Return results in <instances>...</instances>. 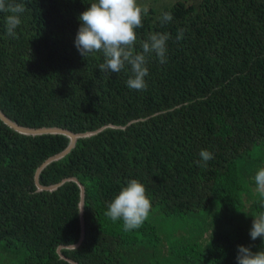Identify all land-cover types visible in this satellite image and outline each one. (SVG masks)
<instances>
[{
  "label": "trees",
  "instance_id": "1",
  "mask_svg": "<svg viewBox=\"0 0 264 264\" xmlns=\"http://www.w3.org/2000/svg\"><path fill=\"white\" fill-rule=\"evenodd\" d=\"M93 2L8 0L26 8L15 37L0 12V112L21 127L99 130L37 174L42 187L73 178L83 189L80 243L60 254L76 264H237L238 246L264 248L249 235L264 212L254 180L264 168V0H137L148 12L134 51L170 36L166 63L146 57L144 91L127 86L130 66L104 73L102 53L77 51L79 16ZM66 144L0 121V264H69L56 249L78 239L79 189L37 191L33 180ZM201 150L214 158L204 164ZM132 179L152 208L125 231L105 213Z\"/></svg>",
  "mask_w": 264,
  "mask_h": 264
},
{
  "label": "clouds",
  "instance_id": "2",
  "mask_svg": "<svg viewBox=\"0 0 264 264\" xmlns=\"http://www.w3.org/2000/svg\"><path fill=\"white\" fill-rule=\"evenodd\" d=\"M25 11L24 4L0 0V12L11 13L5 18L6 35L15 37V30L21 23L20 14ZM147 12V6L139 5L137 0H96L79 16L81 26L74 40L77 51L84 58L102 53L103 63L98 68L104 73H119L126 65L130 66L132 75L126 82L127 86L132 90H146L145 77L149 75L146 57L155 53L161 64L166 63L167 41L170 38L168 33L152 34L147 41L142 42V52L134 51L137 42L135 29L143 26V16ZM160 19L162 23H168L173 20V16L164 12ZM183 38L184 30L180 29L177 40ZM199 155L204 164L214 158L207 150H201ZM254 180L255 191L264 198V168L256 172ZM151 208L145 186L132 179L109 203L105 215L113 222L122 221L124 230L131 231L143 225ZM249 235L252 241L259 238L264 242V212L253 219ZM251 249L252 246H238L237 264H264V248L256 252Z\"/></svg>",
  "mask_w": 264,
  "mask_h": 264
},
{
  "label": "water",
  "instance_id": "3",
  "mask_svg": "<svg viewBox=\"0 0 264 264\" xmlns=\"http://www.w3.org/2000/svg\"><path fill=\"white\" fill-rule=\"evenodd\" d=\"M0 121L6 126L8 127L9 129H11V131L19 134V135H29V136H39V135H62L64 136L66 139H67V144H66V147L61 151L59 152L58 154H55V155H52L48 158H46L44 161H42L39 166L34 170V177H33V180H34V185L36 187V190L37 191H43V190H46V191H52L54 190L56 187H58L60 184H62L63 182H67V181H71L73 183H75L79 189V199L77 201V204H76V208H77V221H78V229H79V232H78V239L76 241V244L75 245H69V246H59L57 249H56V253L58 254V257L69 263V264H76L74 262H72L71 260H68L66 259L64 256H62L59 252L60 249H63V248H66V249H73L75 248L78 243H80V239H81V234H82V220H81V204H82V200H83V189L81 187V185L73 178H68V179H64L62 180L61 182H59L58 184H55V185H51V186H48V187H42L40 186L38 183H37V177H38V173L39 171L45 166L47 165L48 163L52 162V161H55L57 159H59L60 157H62L73 145L74 141L77 140V139H82V138H87L89 137V135H91L92 133L94 132H98L99 130H94V131H89V132H85V133H80V134H71L69 133L68 131L66 130H63V129H59V128H54V127H51V128H38V129H32V128H29V127H26V126H18L16 125L15 123L11 122L10 120H8L1 112H0Z\"/></svg>",
  "mask_w": 264,
  "mask_h": 264
}]
</instances>
